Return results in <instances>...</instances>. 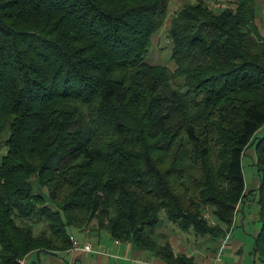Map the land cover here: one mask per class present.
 Instances as JSON below:
<instances>
[{
	"label": "trees",
	"instance_id": "16d2710c",
	"mask_svg": "<svg viewBox=\"0 0 264 264\" xmlns=\"http://www.w3.org/2000/svg\"><path fill=\"white\" fill-rule=\"evenodd\" d=\"M218 1L170 16V68L146 60L169 0H0V264L72 248L69 228L194 264L155 230L222 237L250 145L264 264V23Z\"/></svg>",
	"mask_w": 264,
	"mask_h": 264
},
{
	"label": "crops",
	"instance_id": "0c3cea01",
	"mask_svg": "<svg viewBox=\"0 0 264 264\" xmlns=\"http://www.w3.org/2000/svg\"><path fill=\"white\" fill-rule=\"evenodd\" d=\"M256 22L258 23L259 21L256 19ZM246 150L250 155L253 154V162H254L255 159L254 149L248 147L247 149H245V151ZM258 184H259V177H253L251 188L248 189L245 187V180H244L243 200L236 206V212L234 214L231 225V228L232 227L233 228L229 236V241L224 248L227 249V252L230 255L238 252L241 249V245H244L241 242V239H238V237L236 236L233 237L232 235L236 227H243V221L245 218L243 212L244 203L246 202L248 195H252L251 192H254L256 190ZM167 224L169 223L164 222L158 229H156L155 235L156 237L163 238L161 239V241L166 240L169 243L172 252L175 256L185 255L186 257H192L194 264H211V259L214 256L216 249L218 248V241L220 237L219 238L216 237L215 239L209 236L201 237L203 238V242L201 244L202 246L201 250L204 248V253L193 256L192 252L187 254V247L180 242L181 241L180 234L179 235L176 234L177 232L174 229L167 231L166 229ZM243 230L246 232L249 231L247 228H243ZM257 231L258 229L256 228L253 233L254 236L257 233ZM79 232L83 235L80 241H78L72 234L71 237L74 240H76L79 245H82L84 243H89L91 246V251L85 252L81 248L78 249L70 248L66 251H57L54 254H44L40 256V258L37 261V264H166L159 258L154 257L149 251L135 248L130 242H121L111 239L109 234L105 231H100V232L93 231L92 233L89 230H85ZM101 233H104V235L108 237L104 240L105 245H101L100 244L101 240L99 239H97L98 245H94L92 242H90V237L92 236V234L96 236L98 235L100 236ZM33 259H36L35 255L34 254L29 255L25 264H29Z\"/></svg>",
	"mask_w": 264,
	"mask_h": 264
},
{
	"label": "rangeland",
	"instance_id": "374dc122",
	"mask_svg": "<svg viewBox=\"0 0 264 264\" xmlns=\"http://www.w3.org/2000/svg\"><path fill=\"white\" fill-rule=\"evenodd\" d=\"M186 1H194V0H169L168 13L166 18L164 19L163 25L160 27V29L157 32H155L151 36L152 42H151L150 50L146 57V60H148L149 62L166 64L170 68H173L174 63L170 59V45H169L170 38L167 36V27L170 21V16L178 9V7L182 3ZM209 2L214 3L215 6H217L219 3L218 0H209ZM254 5H255V16H256L255 18H257V20L259 21V25H261V22L262 24L264 23V0H255ZM260 32L261 34L264 33V27L260 28ZM263 131H264V124L259 129H257L255 134L259 135ZM248 147L253 148L252 145ZM241 162L243 167L245 187L250 189L252 185L253 177H258L256 168L253 165V154L250 155L246 150L242 155ZM243 209L245 216L243 221V227H236L234 229L232 236L233 237L236 236L238 237V239H241V242L244 245H241V249L238 252L233 253L232 255H230L227 252V249H224L223 254L221 256V264H262L259 255L254 254V250H253V244H254L253 233L256 228L259 229L260 227L258 221V207L256 204V196L254 194L248 195L247 200L244 203ZM168 223L169 224H167L166 226L167 231L174 229L177 232L176 234L178 235L180 234L181 236L180 242L187 247V254L192 252L193 256H195L204 253V248L201 250L202 247L201 244L203 242V238L199 236L195 237L191 231L190 232L182 231L179 228H177L173 223L169 221ZM230 228L226 230H229ZM232 228L230 229V234ZM243 228H247L249 231L246 232L243 230ZM39 229L40 227H36L35 232H38ZM68 232L72 234L78 241H80L81 238L83 237V235L76 229L69 228ZM90 232L93 233V231ZM106 238L108 237L104 235V233H101L100 236L99 235L96 236L92 234V236L90 237V242H92L94 245H98L97 239H99L101 240L100 244L105 245L104 240ZM25 263L26 260L24 259L20 260V264H25Z\"/></svg>",
	"mask_w": 264,
	"mask_h": 264
},
{
	"label": "built area",
	"instance_id": "2783aa9c",
	"mask_svg": "<svg viewBox=\"0 0 264 264\" xmlns=\"http://www.w3.org/2000/svg\"><path fill=\"white\" fill-rule=\"evenodd\" d=\"M203 216H204L205 220L207 221L208 225H210V226L215 225V221L211 218L209 213L205 212L203 214ZM229 236H230V229L226 230L224 235L222 237H220V239L218 241V248L216 249V252L211 259V264H221V256L223 254V250H224L225 246L227 245V243L229 241ZM71 241H72V248L73 249L81 248L85 252L91 251V246L89 243H84L82 245H79L78 242L76 240H74L72 237H71ZM145 263H148V262H145Z\"/></svg>",
	"mask_w": 264,
	"mask_h": 264
}]
</instances>
